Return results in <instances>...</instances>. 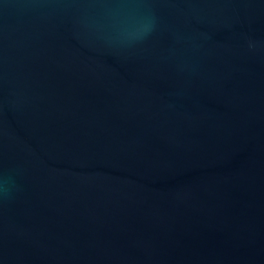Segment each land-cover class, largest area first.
I'll list each match as a JSON object with an SVG mask.
<instances>
[{
  "label": "water",
  "instance_id": "obj_1",
  "mask_svg": "<svg viewBox=\"0 0 264 264\" xmlns=\"http://www.w3.org/2000/svg\"><path fill=\"white\" fill-rule=\"evenodd\" d=\"M0 264H264V0H0Z\"/></svg>",
  "mask_w": 264,
  "mask_h": 264
}]
</instances>
